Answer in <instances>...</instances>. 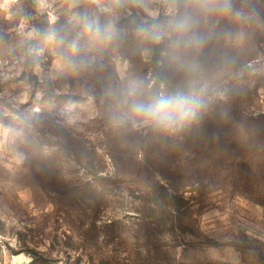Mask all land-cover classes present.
<instances>
[{
    "label": "rangeland",
    "instance_id": "obj_1",
    "mask_svg": "<svg viewBox=\"0 0 264 264\" xmlns=\"http://www.w3.org/2000/svg\"><path fill=\"white\" fill-rule=\"evenodd\" d=\"M172 28L186 36L190 64L197 48L199 71L213 77L205 102L213 116L231 119L238 79L264 113V0H0V55L22 58L0 79V264H31L27 247L48 264H264V188L237 173L206 190L190 184L178 191L185 212L160 222L148 192L165 180L109 150L136 137L176 148L164 137L197 134L166 114L135 118L128 61L108 39L148 30L163 41ZM62 144L81 146V162ZM95 175L108 206L96 226L83 225L95 212L78 209L70 190ZM115 219L126 244L108 235Z\"/></svg>",
    "mask_w": 264,
    "mask_h": 264
},
{
    "label": "trees",
    "instance_id": "obj_2",
    "mask_svg": "<svg viewBox=\"0 0 264 264\" xmlns=\"http://www.w3.org/2000/svg\"><path fill=\"white\" fill-rule=\"evenodd\" d=\"M173 32V39L163 41L153 40L148 30L125 31L108 36V39H112L110 48L120 52L128 61L125 81L129 84V100L135 118L162 113L177 125L196 129V135L164 137L166 140L177 139L179 146L176 148L162 141L150 145L137 137L122 140L109 148L112 154H120L137 163L139 171L142 169L149 175H160L165 180L163 184L159 183L160 189L148 192L154 206L150 216H156L160 222L167 215L185 212L184 196L178 191L190 184L206 190L219 179L231 177L235 182L237 173L246 182L244 186L264 188V113H255L251 109L252 91L242 83L243 79H238L236 87L239 88L240 98L229 113L231 119L227 115L213 116L205 105L209 98L207 80L213 77H206L199 71L203 57L197 48L194 63L190 64L185 54L189 46L186 36L182 37L177 28H172ZM248 59L238 61L247 63ZM117 82L115 78L114 85ZM61 147L62 151L72 150L65 144ZM80 149L81 146H78L72 150L76 152L79 162L82 158ZM61 188L62 194L67 193L66 187ZM74 188L75 192L72 189L70 192L76 195L73 201L78 209L86 206L95 212L93 216L80 218L82 224L91 218V225L96 226L100 212L108 206L105 192L100 191V188H104L101 177L95 175L92 180ZM121 223V220L115 219L106 225V229L110 232L108 235L116 233L126 244L129 241L122 236L125 231L124 227L121 229ZM3 232L4 223L0 219V239ZM86 242L82 246L88 249ZM9 248L13 253H19ZM127 249L131 255L132 249L128 246ZM26 250L33 257L31 264H48L47 259L34 248L27 247Z\"/></svg>",
    "mask_w": 264,
    "mask_h": 264
},
{
    "label": "built area",
    "instance_id": "obj_3",
    "mask_svg": "<svg viewBox=\"0 0 264 264\" xmlns=\"http://www.w3.org/2000/svg\"><path fill=\"white\" fill-rule=\"evenodd\" d=\"M22 64L19 55L2 56L0 55V79L7 81L14 74L15 70Z\"/></svg>",
    "mask_w": 264,
    "mask_h": 264
}]
</instances>
